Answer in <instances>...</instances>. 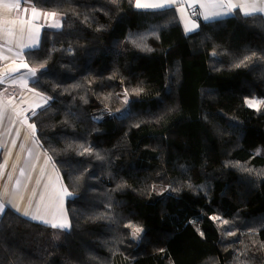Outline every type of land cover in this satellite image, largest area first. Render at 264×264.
<instances>
[{
  "label": "trees",
  "instance_id": "1",
  "mask_svg": "<svg viewBox=\"0 0 264 264\" xmlns=\"http://www.w3.org/2000/svg\"><path fill=\"white\" fill-rule=\"evenodd\" d=\"M25 2L62 18L26 60L70 228L7 208L0 264H264V15L186 34L135 0Z\"/></svg>",
  "mask_w": 264,
  "mask_h": 264
},
{
  "label": "crops",
  "instance_id": "2",
  "mask_svg": "<svg viewBox=\"0 0 264 264\" xmlns=\"http://www.w3.org/2000/svg\"><path fill=\"white\" fill-rule=\"evenodd\" d=\"M236 2H239V0H236ZM11 3H13V0H3V2L0 3V19L12 21L17 20L18 18L27 19L28 17H30V10L33 7L32 4L24 2L21 4L20 9L17 10L15 8L6 7V5H10ZM24 8H28L29 12L25 13ZM135 9L141 11H151L137 9L136 7ZM172 9H174V11L176 12L175 7H173ZM188 11L191 10L189 9ZM235 11L241 13L239 9H236ZM40 12L43 13L46 11L40 10ZM177 15L179 17L178 13ZM231 15L225 16L223 18H227ZM57 19L59 20L60 17L57 16ZM193 19H195V17H193ZM48 22L49 21L46 20L43 15H41L39 21H37L38 24L43 25L40 33L39 47L42 33L45 29H61L47 27ZM200 22L211 21H205L200 18L197 20L199 26ZM180 23L182 25L183 31L185 32L184 24L181 21ZM5 27L13 28L14 32L11 36L7 35L6 32L0 33V55L6 57V59H0V72L6 71L8 67H15L16 64L20 62L28 63V61L26 60V53L39 48L38 47L25 50V53L22 54V60L21 58L16 57L15 53L20 51L22 45L29 44L31 43V41L29 40L28 34L26 32L22 35L18 30H16L18 28V25L13 26L12 24H7L5 25ZM198 29L199 27L195 31L187 34L195 33L196 31H198ZM8 49H11V51H8ZM29 66L37 69L30 64ZM24 71L25 70L22 69L20 73L15 74V83L12 82L11 78H5L4 82L0 83V174H2L0 175V200H3L5 202L11 201L12 204H19L21 209L19 213L11 205H9L8 208L21 216H23V211L27 209L30 212L31 216V214L35 211L36 201L39 200L41 191L45 193V201L43 203L49 202L48 195L52 192V188L51 186L47 189L44 188V185L48 182L49 177L52 178V183L55 184L56 188H59L61 184L64 187L65 185L60 173L53 171L54 164L52 163V161L49 163H45V152L35 140L36 127L35 135H33L32 129L28 127V124H32L29 122V116L33 113L32 110L36 109V111H38L41 108H37L36 106L38 104L45 105V102L40 97L36 96L35 92L28 90L29 88H31L30 85L36 78H30L27 87L22 82ZM26 117L27 122H25ZM41 168H43L44 170L43 174L41 173ZM21 170H23V174H21ZM9 174L11 175V179L8 178ZM57 175H59V177L61 178L59 184L55 183ZM37 178H39L41 181L39 185L36 184ZM17 180H19V184L16 183ZM33 188L36 189L35 196H32ZM30 196L32 199L31 206H29L28 204V199ZM72 196L73 195L64 198L62 202L63 211L66 214L68 222L69 219L66 211V201ZM60 204L61 202L59 200L54 201L52 212H55V217L52 215V212L44 213L43 206L40 219L33 220L30 218V216L23 217L32 222L51 227V223L59 224L63 222V217L58 211V209L60 208ZM43 220H48L49 223L45 224ZM55 229L64 230L60 229L59 227Z\"/></svg>",
  "mask_w": 264,
  "mask_h": 264
},
{
  "label": "snow or ice",
  "instance_id": "3",
  "mask_svg": "<svg viewBox=\"0 0 264 264\" xmlns=\"http://www.w3.org/2000/svg\"><path fill=\"white\" fill-rule=\"evenodd\" d=\"M3 0H0V3H2ZM25 0H13V3L10 5H6V7L9 8H15L17 10L20 9L21 4L24 3ZM33 4H35L36 0H32ZM135 7L137 9L142 10H151L153 12H165L173 7L176 8V12L179 14L180 21L184 24L185 33H190L192 31H195L199 25L197 23V20L202 18L205 21H218L221 18L231 15L235 12L236 9H239L241 14L245 17L252 16L254 14H264V0H239V2H236V0H135ZM191 11H188V10ZM31 15L27 19L25 18H18L17 20L7 21L0 19V33L6 32L7 35L11 36L13 35L14 29L11 27L6 28L5 25L12 24L13 26L18 25V30L20 34H24L25 32L28 34V38L31 41L29 44L22 45L20 51L15 53V56L18 58H21L22 60V54L25 53V50L27 49H34L39 47V40H40V33L43 25H40L37 23L39 21L41 15L46 18L49 22L47 23V27L54 28V29H60L62 28V18L59 20L57 19L58 13L57 12H43L41 13L40 10L33 6L31 8ZM24 12H29L28 8H24ZM195 17V19H193ZM8 51H11V49H8ZM0 59H6V57H3L0 55ZM45 65H41V69H44ZM25 70L22 76V82L27 87V84L29 82L30 78H36L37 77V69L32 68L29 66L26 62H20L17 63L15 67H8V69L4 72H0V83H3L5 78H11L12 82L15 83V74L20 73L21 70ZM29 91L35 92L34 88H29ZM35 95L40 97L44 100L45 105L48 104L50 97L43 96L39 92H35ZM245 103L252 108H256L257 111H259L260 105L264 104V100H245ZM45 105H37V108H42ZM33 115L36 112V109L32 110ZM25 122H27V117L25 118ZM28 127L32 129L33 135H35V125L34 124H28ZM87 151V150H86ZM83 154V153H81ZM52 161V157L48 156L47 153H45V163H49ZM43 168H41V173L43 174ZM53 171L58 172V170L55 168V165H53ZM21 174H23V170H21ZM2 175V174H0ZM9 179H11V175L9 174ZM60 177L59 175L56 176V184L60 183ZM17 184H19V180L16 181ZM41 183L40 179L37 178L36 184L39 185ZM51 186L52 192L48 195V203H43L45 201V193L41 191L39 200L36 201L35 211L31 214L30 212L25 209L22 213L23 216L29 217L33 220H37L41 218V211L43 206V212L49 213L52 212V208L54 206V201L59 200L61 202L60 208L58 211L60 212V215L63 217V222L57 224V223H51V227L60 229H69L70 223L67 221L66 214L63 211V200L66 197H69L72 195L67 189V187H64L62 184L59 188H56L55 184L52 183V178H48V182L45 183L44 188L47 189ZM36 195V189H32V196ZM28 204L31 206L32 199L31 196L28 199ZM11 205L15 208V210L19 213L21 211L19 204H12L11 201H3L0 200V215L4 214L6 209ZM52 215L55 217V212H52ZM213 219H219L218 217ZM45 224H48V220H43ZM224 223H227L226 221ZM143 231L142 228H135L134 232V238H138L136 234H139Z\"/></svg>",
  "mask_w": 264,
  "mask_h": 264
},
{
  "label": "rangeland",
  "instance_id": "4",
  "mask_svg": "<svg viewBox=\"0 0 264 264\" xmlns=\"http://www.w3.org/2000/svg\"><path fill=\"white\" fill-rule=\"evenodd\" d=\"M36 92V91H35ZM252 100V99H251ZM256 100H261V99H256ZM263 106V104L262 105H260V108ZM252 108V107H251ZM259 108V109H260ZM253 109H255L256 110V108H253ZM37 112V111H36ZM33 114V113H32ZM31 114V115H32ZM31 123V122H30ZM40 146V145H39ZM258 155H262V156H264V147H260L259 149H257V152H256ZM135 232V231H134ZM140 234V233H139ZM139 234H136L137 235V237L139 236ZM132 237H133V239L134 240H137L138 238H134V233H133V235H132Z\"/></svg>",
  "mask_w": 264,
  "mask_h": 264
}]
</instances>
